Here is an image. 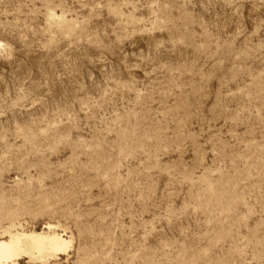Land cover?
<instances>
[{"label": "rangeland", "instance_id": "rangeland-1", "mask_svg": "<svg viewBox=\"0 0 264 264\" xmlns=\"http://www.w3.org/2000/svg\"><path fill=\"white\" fill-rule=\"evenodd\" d=\"M33 233L71 243L14 264H264V0H0V241Z\"/></svg>", "mask_w": 264, "mask_h": 264}, {"label": "bare ground", "instance_id": "bare-ground-1", "mask_svg": "<svg viewBox=\"0 0 264 264\" xmlns=\"http://www.w3.org/2000/svg\"><path fill=\"white\" fill-rule=\"evenodd\" d=\"M48 230H50V228ZM53 231H54V229H53ZM53 231H51V232L53 233ZM63 236H65V235H63ZM63 236L56 235V234H52L50 236L49 234L46 235L45 233L44 234L43 233L42 234H34L33 233L31 235L29 234V235H25V236H23V235L21 236L19 234L18 236L14 235V237L10 238L7 241H0V264H14L15 259L19 258V256L22 255L21 251L24 252V250L22 249V242L24 240H26L27 238H29V240L31 239L33 241L34 249L36 250V253L39 255L37 257L40 259H41V257H40L41 255L44 258L43 254L46 253V250H50L52 252V255H53V253L54 254L64 253L69 248L71 242L64 240ZM24 247L26 248V245ZM30 249H28V250H30ZM26 251H25V253H26ZM30 252H31V250H30ZM32 252H34V251H32ZM33 254L31 253L32 256H33ZM28 255H30V254H28ZM32 256H30V257H32ZM33 259H35V257Z\"/></svg>", "mask_w": 264, "mask_h": 264}]
</instances>
